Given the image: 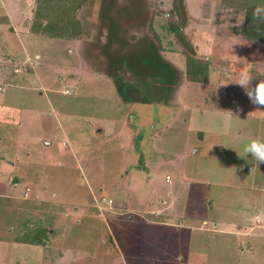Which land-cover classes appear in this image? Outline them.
Here are the masks:
<instances>
[{
	"label": "rangeland",
	"instance_id": "obj_1",
	"mask_svg": "<svg viewBox=\"0 0 264 264\" xmlns=\"http://www.w3.org/2000/svg\"><path fill=\"white\" fill-rule=\"evenodd\" d=\"M226 1L184 0L178 15L174 0H87L73 12L80 32L57 36L35 24L37 0L4 1L7 262L116 264L113 252L123 264H264V164L245 152L264 141V106L236 84L243 72L253 87L264 79V42L241 31L249 1ZM137 48L159 52L143 54L140 75H166L159 59L176 69L162 101L118 90L109 58ZM189 55L208 62L206 80L189 76ZM39 225L45 245L16 240Z\"/></svg>",
	"mask_w": 264,
	"mask_h": 264
},
{
	"label": "trees",
	"instance_id": "obj_2",
	"mask_svg": "<svg viewBox=\"0 0 264 264\" xmlns=\"http://www.w3.org/2000/svg\"><path fill=\"white\" fill-rule=\"evenodd\" d=\"M86 1L87 0H37L35 24H41L44 26L43 30L45 33L50 32L55 36L65 33H70L72 35L75 32L79 33L81 23L76 16L75 18L73 17V12L77 8H80ZM248 1L249 2L246 3L245 27L241 31L252 39L264 42V21L254 22L252 18L253 9L261 0ZM226 2L228 4L233 3L228 0ZM180 6H182V8L184 7V0H174L175 12L178 15H181ZM170 27L174 30L177 29L174 23L171 24ZM144 50H146V48H144ZM144 53L159 54L156 49L150 48L138 53L137 48L134 52L129 54L125 53L120 56H110L109 60L116 70V72L111 75L115 76L118 90L127 101L138 102V100H141L142 102L156 103L162 101L161 94L157 93V89L165 87L167 77L176 78V69L165 59H159L162 65H156L157 69H165L167 74L162 76L158 73H152V75L146 74L144 77V75H140V73L144 74V72H140V70L136 68L137 64L143 66L140 62L143 61ZM139 59H141L140 62ZM146 63L150 64V61L148 60ZM187 69L191 78L206 80L209 73V64L207 61L197 59L194 55H189ZM125 70L131 75V78L128 79L129 81L126 83L124 80H126L127 77L122 75V72ZM46 238L47 229L39 225L36 228H30L29 226L24 227V233L19 235L16 240L22 243L43 246L46 244Z\"/></svg>",
	"mask_w": 264,
	"mask_h": 264
},
{
	"label": "clouds",
	"instance_id": "obj_3",
	"mask_svg": "<svg viewBox=\"0 0 264 264\" xmlns=\"http://www.w3.org/2000/svg\"><path fill=\"white\" fill-rule=\"evenodd\" d=\"M253 21H264V6L257 5L252 13ZM258 75L264 77V72H258ZM253 76L248 72H243L236 82L243 90L249 102L256 106H264V79H260L259 83L253 87L251 81ZM245 152L251 155L256 164L259 166L264 164V141L257 139L251 140L245 147Z\"/></svg>",
	"mask_w": 264,
	"mask_h": 264
},
{
	"label": "crops",
	"instance_id": "obj_4",
	"mask_svg": "<svg viewBox=\"0 0 264 264\" xmlns=\"http://www.w3.org/2000/svg\"><path fill=\"white\" fill-rule=\"evenodd\" d=\"M4 1H2V4L0 5V10L3 12V14H6V13L9 14L10 13L9 7L7 6V3L4 2ZM8 245H9L8 241H4V240L0 241V251H1V253H0V263H2V264H10V262H7V259H8L9 255H8V253H6L7 251L4 250L5 247L8 248ZM69 250H72V249H69ZM74 252H75V250H74ZM79 254H80V252H79ZM70 255H72V252H70ZM110 255H111V257H113L115 259L116 264H123V262L118 259L119 256L117 254H115L113 252L112 253L110 252ZM78 256H80V255H78Z\"/></svg>",
	"mask_w": 264,
	"mask_h": 264
},
{
	"label": "built area",
	"instance_id": "obj_5",
	"mask_svg": "<svg viewBox=\"0 0 264 264\" xmlns=\"http://www.w3.org/2000/svg\"><path fill=\"white\" fill-rule=\"evenodd\" d=\"M29 191H30V189L28 188V189H26L25 191H24V195L26 196V197H28L29 196ZM34 223H31L30 225L32 226Z\"/></svg>",
	"mask_w": 264,
	"mask_h": 264
}]
</instances>
